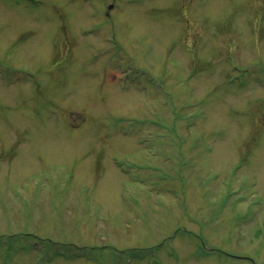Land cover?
<instances>
[{
	"label": "rangeland",
	"instance_id": "obj_1",
	"mask_svg": "<svg viewBox=\"0 0 264 264\" xmlns=\"http://www.w3.org/2000/svg\"><path fill=\"white\" fill-rule=\"evenodd\" d=\"M17 235L107 250L51 264H264V0H0Z\"/></svg>",
	"mask_w": 264,
	"mask_h": 264
},
{
	"label": "trees",
	"instance_id": "obj_2",
	"mask_svg": "<svg viewBox=\"0 0 264 264\" xmlns=\"http://www.w3.org/2000/svg\"><path fill=\"white\" fill-rule=\"evenodd\" d=\"M136 80V79H135ZM5 246V248H3ZM6 249L7 255H13L17 253H29L32 252L37 254L39 261L43 264H51L55 260H65V261H76V260H89L92 261V257L96 260L98 257H104L106 249H75L69 245L57 244L50 241H45L41 239H36L33 236L17 235L10 238H0V250ZM159 249L152 248L151 250L144 252L149 254H154ZM114 252L113 249H111ZM86 254V256H85ZM89 255V256H88ZM128 255V256H127ZM142 251L132 250L126 253L125 256L128 257L130 261H139L143 257Z\"/></svg>",
	"mask_w": 264,
	"mask_h": 264
}]
</instances>
